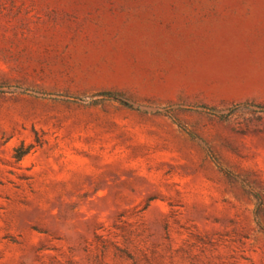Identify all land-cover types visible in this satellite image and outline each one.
I'll list each match as a JSON object with an SVG mask.
<instances>
[{
  "label": "rangeland",
  "instance_id": "374dc122",
  "mask_svg": "<svg viewBox=\"0 0 264 264\" xmlns=\"http://www.w3.org/2000/svg\"><path fill=\"white\" fill-rule=\"evenodd\" d=\"M0 264H264V0H0Z\"/></svg>",
  "mask_w": 264,
  "mask_h": 264
},
{
  "label": "trees",
  "instance_id": "16d2710c",
  "mask_svg": "<svg viewBox=\"0 0 264 264\" xmlns=\"http://www.w3.org/2000/svg\"><path fill=\"white\" fill-rule=\"evenodd\" d=\"M127 257H128L129 259H132V258H130V256H128V255H127Z\"/></svg>",
  "mask_w": 264,
  "mask_h": 264
}]
</instances>
